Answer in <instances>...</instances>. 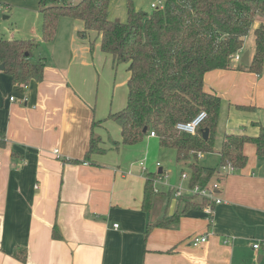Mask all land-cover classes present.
Listing matches in <instances>:
<instances>
[{
  "label": "crops",
  "instance_id": "crops-1",
  "mask_svg": "<svg viewBox=\"0 0 264 264\" xmlns=\"http://www.w3.org/2000/svg\"><path fill=\"white\" fill-rule=\"evenodd\" d=\"M23 7L27 17L35 12V29L22 34L4 27L0 38L35 41L34 52L45 66L42 80L26 86L0 69V264H25L12 255L20 247L27 251V264H264V156L256 154L255 145L244 144L242 169L212 178L222 202L211 215L185 207L179 198L163 213L145 212L144 184L160 161L156 155L165 149L175 155V150L161 147L149 133L136 144H122L120 127L106 118L126 101L114 111L103 104L115 63L101 51L99 39L92 42L95 32L81 37V22L68 19V33L63 29L61 38L44 42L38 7ZM262 22L258 16L254 27ZM249 35L242 53L248 50L250 59ZM234 63L235 68L204 75V89L215 92L221 105L213 151L198 157L203 167H213L200 163L207 155L216 157L213 168L221 166L225 134L254 137L264 126V62L260 73ZM127 78L128 73L125 95ZM92 130L103 152L86 157ZM162 166L157 173L165 172ZM186 174L187 187L189 169ZM174 214L176 223L147 233L148 224ZM55 226L59 237L52 236ZM196 234L207 235V241L193 246Z\"/></svg>",
  "mask_w": 264,
  "mask_h": 264
},
{
  "label": "trees",
  "instance_id": "trees-1",
  "mask_svg": "<svg viewBox=\"0 0 264 264\" xmlns=\"http://www.w3.org/2000/svg\"><path fill=\"white\" fill-rule=\"evenodd\" d=\"M41 37L51 42L61 18L82 24L79 36L90 31L100 41V49L112 61L127 63V97L125 106L109 113L121 130L122 144L143 140L152 130L161 147L173 148L177 161L189 162V186H206L219 170L203 167L198 154L213 151L221 99L203 87L204 75L213 69H231L236 65L231 56L242 49L245 38L252 33L253 52L248 64L239 62V69L260 73L264 62V22L254 27L258 16L264 17V0H164L161 8L151 11L137 9L133 1L126 4V19L112 18L110 0H38ZM37 43L30 39L0 38V63L16 84L41 81L45 61H31ZM205 110L207 117L195 134L176 129V124L192 119ZM100 121H94L96 126ZM146 127V131L143 128ZM208 129V137L201 135ZM101 138L93 130L86 157L101 153ZM246 142L255 145L256 154L264 156V126L249 137L229 133L223 136L219 149L220 164L229 162L234 170L247 163ZM78 161V160H76ZM154 173L144 184L141 208L147 213L157 211L170 192H154ZM219 178V177H218ZM196 195L180 198L185 207L202 210L205 199ZM178 215L163 216L148 224L166 228L176 223ZM53 237H59L56 226ZM12 255L27 264V251L20 247Z\"/></svg>",
  "mask_w": 264,
  "mask_h": 264
},
{
  "label": "rangeland",
  "instance_id": "rangeland-1",
  "mask_svg": "<svg viewBox=\"0 0 264 264\" xmlns=\"http://www.w3.org/2000/svg\"><path fill=\"white\" fill-rule=\"evenodd\" d=\"M80 0H71L72 3H77ZM133 1L134 6L137 9H142L146 11H151L150 2H155L156 0H131ZM128 0H110V15H112L115 19L125 20L126 19V4ZM164 2V0H162ZM23 5H29V7H38V0H29V4H23L21 0H0V32L5 31L4 27H14L15 29L22 32V34H31V30H34L39 20L35 16V12L30 14L29 17L26 16ZM4 15H7L8 18H3ZM68 18H61L58 23V28L56 32V36H62L63 29L67 30L68 33L70 31V27L68 23ZM250 41H252V33L249 35ZM90 37L92 42H96L98 38L95 36V33H90ZM58 38V37H57ZM36 53L33 52V56L30 58L31 61H36L38 59ZM60 60V58H58ZM52 61V59H49ZM126 73H129L127 70L126 62H119L114 65V69L111 71L109 76V81L105 82V90L107 91V86L109 85V90L106 92L103 104L106 107L107 111H114L117 108V105H123L126 101L127 94L125 95V84L124 79L126 77ZM109 107L111 110H109ZM99 125V124H98ZM216 136V135H215ZM166 151H159L156 155V159L160 160V163H163L161 166L164 167L165 172L163 177L156 184L160 192L165 191L166 193L180 185L182 188H185L184 184L185 178H181V173H188L189 166L187 164L182 163L181 161H177L172 149H165ZM148 158V157H147ZM153 159V157L149 158ZM199 163V159H198ZM200 163L207 166L217 167L216 157L212 155L205 156V159L200 160ZM155 166V172L161 166ZM173 199V195L170 194L166 196L160 206V210L157 212L163 213L164 210L170 205Z\"/></svg>",
  "mask_w": 264,
  "mask_h": 264
},
{
  "label": "built area",
  "instance_id": "built-area-1",
  "mask_svg": "<svg viewBox=\"0 0 264 264\" xmlns=\"http://www.w3.org/2000/svg\"><path fill=\"white\" fill-rule=\"evenodd\" d=\"M163 6L162 0H156L155 2L150 3V8L155 9V8H161ZM0 10H2L0 8ZM242 55V49L237 50L232 56V60L234 62H240V58ZM26 86V85H25ZM13 99V97H11ZM207 117V113L205 110L199 111L192 119L188 121H181L176 124V129L182 132H186L189 134H195L197 132L198 127L201 125V123L205 120ZM149 136H157L154 131L149 132ZM202 154L199 153L198 157H200ZM140 165L142 166L143 169H146L145 163L140 162ZM160 163L156 162V166H159ZM219 173L223 174H228L234 171V167L229 163L226 162L225 164H221V166L218 168ZM164 173H155V177L153 179V184H154V192H159L160 190L157 187V183L159 180L163 177ZM182 178H187V174L183 173ZM218 182L217 181H210L206 186H200V185H194V186H189L182 188L180 185H177L176 187H173L172 190V195L173 198H182L186 196H199L201 198L205 199V205L203 207V211L205 214L211 215L213 212V207L216 204H219L222 202V199L217 195L218 189ZM114 227H118V224H114ZM207 241V235H200L196 234L192 236L191 238V243L193 246H198L201 244H204ZM229 242L228 239H224V243ZM253 248H258L259 244L254 243Z\"/></svg>",
  "mask_w": 264,
  "mask_h": 264
},
{
  "label": "water",
  "instance_id": "water-1",
  "mask_svg": "<svg viewBox=\"0 0 264 264\" xmlns=\"http://www.w3.org/2000/svg\"><path fill=\"white\" fill-rule=\"evenodd\" d=\"M240 62L243 63V64H248L249 63V52L248 50H245L242 55H241V58H240ZM4 65L3 64H0V69H3ZM144 131H146V127L143 128ZM201 135L204 139H206L208 137V129L205 128V129H202L201 130ZM158 172L160 173L161 170L159 169Z\"/></svg>",
  "mask_w": 264,
  "mask_h": 264
}]
</instances>
